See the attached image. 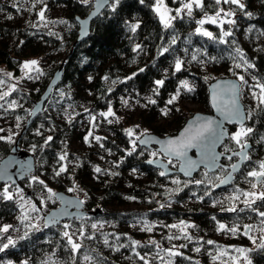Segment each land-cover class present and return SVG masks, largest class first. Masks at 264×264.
<instances>
[{
    "label": "trees",
    "instance_id": "1",
    "mask_svg": "<svg viewBox=\"0 0 264 264\" xmlns=\"http://www.w3.org/2000/svg\"><path fill=\"white\" fill-rule=\"evenodd\" d=\"M28 1L25 8L21 4L13 7L14 4L0 0V68L17 78L24 76L20 66L26 58L40 56L48 61L40 68L43 75L39 79H21V86L0 100V104L4 105L0 108V117L8 119L18 132L12 135L11 142L0 140V159L12 151L18 136L26 128L20 146L33 154L36 162L34 171L19 184L0 185V191L7 186L16 197L12 201L0 199V227L15 224L20 228L17 233L10 230L5 234L4 237L11 236L16 240V244L0 252V264H8L9 261L21 264L25 260L28 264H144L140 256H144L149 264H163L154 256L149 257V253L154 251L157 243L166 244L164 237L176 224L186 226L192 237L191 241L178 240V245L191 244L192 247H182V255L174 256L171 264H211L207 249L214 243L208 244L207 241L215 242L220 232H228L218 231L219 224L228 228L237 226L245 231L246 223L255 225L264 220L258 215V211H264V202L257 201L253 205L257 211H253L243 203L237 205L236 200L225 195L229 187L235 189L236 195L242 188L249 190L257 178L248 177L247 173L259 170V162L264 161V104L252 96L253 91L260 92L254 86L264 84V0H244L245 9L241 11L237 8L238 18L231 29V36L222 37L221 28L209 24L213 38L196 33L199 27L196 21L205 12L210 15L218 9L211 1L206 0L202 10L194 8L192 17L182 13V19L174 20L172 26L165 29L152 10L154 0H144L143 3L140 0H120L115 11L112 10L114 0H111L92 22L89 36L77 43L79 24L76 16L87 15L93 1L87 4L81 3V0H43V4ZM168 1L174 5L172 0ZM45 5L46 8H61V16L50 26L41 24L38 16ZM20 9H25V17H21L23 13ZM245 12L252 15L247 16ZM137 22L140 27L133 33L128 25ZM174 38L175 44L172 43ZM137 44L140 49L133 51ZM236 48H240L244 58L255 65L249 69L256 79H247V84H242V99L247 108L244 126L253 129L246 138L251 144L247 155L250 159L245 160L229 186L216 188L228 171L224 167L215 172L201 169L194 178H186L177 172L161 176V169L146 162L159 155L155 147L136 143L135 151L128 154L132 148V137L125 130L129 126L136 130L150 129L161 136L174 134L195 112L179 105L181 100L186 99L198 102L199 111L211 112L208 85L219 76H237L235 64L243 61L239 57L233 59ZM193 55L197 56V60H192ZM177 60L182 62L180 71L175 70ZM60 66L63 68L61 81L53 89L43 110L26 127L34 102L40 98ZM156 80H164L158 94ZM182 80H186L193 91L184 89L180 84ZM178 88V99L168 105L167 101ZM147 97L156 100V103L148 104ZM125 100L138 101L142 107L135 109L128 122L108 123L109 116L101 113H106L109 107L113 112V109H122ZM13 101L16 107L9 108ZM164 108L171 109L175 117L170 122L159 123L161 109ZM181 111L186 112V117L180 115ZM97 122L103 127L106 125L114 134H96L94 125ZM18 123L20 127H16ZM237 128L240 126L230 127V136L220 148L222 152L232 153L240 149L230 139ZM89 131L92 135L86 143L84 137ZM9 135L0 132V136ZM49 136L52 140L46 144ZM96 136L101 140L96 141ZM78 142L79 146L76 145ZM154 152L156 156L152 155ZM64 154H67L66 159L60 161L59 157ZM235 159L223 158V163L231 164ZM61 165H65L67 171L57 177L54 173ZM177 165V161L171 160L172 167ZM96 166L101 168V173L94 171ZM32 176L43 180L48 187L56 186L57 191L80 195L85 208H101L100 215L66 220L71 226H77L74 241L81 245L77 251L71 250L67 238L59 229L60 223L45 228L43 221H34L36 217L32 212L31 219L25 223L39 224V230L26 229L19 222L21 210L17 201L20 195L25 199L31 198L37 207L47 212L58 205L55 199L46 200L47 191L42 185L32 182ZM196 180L204 183L198 185L194 183ZM70 188L74 190L69 191ZM177 188L181 191L177 192ZM260 188L264 191V184ZM206 192L210 195H205ZM41 198L45 199L43 205ZM134 200L147 207L137 210L108 209L111 205L124 206ZM231 207L238 210L222 211ZM97 219L111 221L113 227L92 229L91 224ZM137 222H140L139 225H136ZM146 226L152 230H144ZM81 227L84 229L83 236L79 232ZM25 231L28 236L20 239ZM230 239L238 246L250 244L247 260L251 264H264V248L258 246L262 240L252 246L250 238L239 230ZM132 241L139 243L133 245ZM3 243H7L6 238H0V245ZM197 247L199 252L194 251ZM85 256L90 259L85 260Z\"/></svg>",
    "mask_w": 264,
    "mask_h": 264
},
{
    "label": "snow or ice",
    "instance_id": "2",
    "mask_svg": "<svg viewBox=\"0 0 264 264\" xmlns=\"http://www.w3.org/2000/svg\"><path fill=\"white\" fill-rule=\"evenodd\" d=\"M36 3H41L43 4V0H35ZM105 2H107V0H105ZM144 0H140V3H143ZM174 3L179 2L180 3V7L175 9V15H172V9L168 7V5L165 3V0H154V4L152 6V10L154 11V13L156 14V16L158 17L160 23L163 25V27L165 29H168L172 26V22L178 18L182 19V13H186V15L188 17H192L193 15V8L195 6V8L197 9H203L204 8V0H173ZM224 4H231V5H236L237 8L241 11H243L245 9V4L241 2V0H213V4L215 6H219L221 3ZM81 3L83 4H87L89 3V0H81ZM120 0H114L113 4H112V10L115 11V8L117 5H119ZM13 7H16V5L14 4ZM33 7H35V4H33ZM46 8V5L44 6V8H41V10L38 13V16L41 20H44V10ZM93 15H95V13H93ZM245 15L247 16H251L252 13L250 12H245ZM235 16V11L234 10H228L225 11L223 8H218L214 14L209 15L207 12L204 13V16L197 20L196 23L198 25H200L201 27H197L196 28V33H199L205 37H209V38H213V33L204 29L202 26L205 23H211L213 25H218L221 27V32H222V37H228L232 35V32L229 30H223V25L225 23L227 24H231L234 25L235 24V20L234 19H224L225 17H234ZM9 19H11V17H8ZM61 23H65V21H60ZM129 29L131 32L135 33L136 30L140 27L139 22L137 23H133V24H129L128 25ZM172 43L175 44L176 40L175 38L172 40ZM140 45L137 44L135 46V48L133 49V51H136L137 49H140ZM163 51H168V49H163ZM236 57H239L243 63H236L235 67L236 68H240V67H245V70H247L248 68H254L255 65L249 63L245 58H244V53L240 48H236L235 49V56L233 57V59H235ZM215 59V58H212ZM192 60L195 61L197 60V56L193 55L192 56ZM39 65V61L38 60H30V61H24L20 68L21 71L24 73V76L21 77L20 79H39L40 75H43L42 70L38 67ZM182 68V62L180 60H177L175 62V70L176 71H180ZM232 69H230L231 71ZM35 71L36 73H38V75L33 76L31 75V73ZM142 71V70H141ZM0 72H2V70H0ZM235 74V73H234ZM5 76H7L8 78H12V73H5ZM135 75V73L133 74ZM131 77H129L128 79H130ZM105 79H107V77H105ZM237 79L244 83L247 84V81H245V78L243 75H240L237 77ZM253 79H256V77H253ZM7 81L4 80L3 78H0V85L5 84ZM164 84V80H156L155 81V85L157 86V94H158V88L162 87ZM181 86L186 89L187 91L191 92L193 91V89L191 87H189V84L186 80H182L180 81ZM255 88H259L260 92L259 94H257L255 91L252 92V96L253 98H258L260 101V104H264V84L262 83H257L255 86ZM239 88L240 85H238L236 82L233 81H229L226 82L225 86L223 89H221V91L223 92H228L230 94V102H229V107L227 109V111L224 112V118L229 120V121H236L240 124V128L231 135L230 139L234 140L236 142V144L240 147L241 151L240 152H233L231 156H228L227 159L228 160H232L233 156H239L241 161L244 160H248L250 159V157H248L245 153H244V149H246L248 147L247 144V137L250 133L253 132V129L250 127H245L244 126V119L245 116L242 114L241 112V108L237 103L236 100V96L239 92ZM17 90V86L15 84L11 85L8 91H4L2 93H0V100H4L6 97H8L13 91ZM180 95V89L178 88L176 91V94L173 95L168 101L167 104L171 105L174 103V101H176L178 99ZM218 93L214 90L212 93V98H213V106L217 107L216 105V98H217ZM148 104H155L156 100L152 99L151 97H147L146 98ZM123 103L125 105H127V101H123ZM143 106H147V105H143ZM4 105L0 104V108H3ZM9 108H14L16 107L15 102L13 101L11 104L8 105ZM85 111L87 112L88 110L85 109ZM169 112V109L164 108L161 109V113L164 116H167ZM31 115H34L35 113H30ZM101 115L108 117V116H115V113L112 111V108L109 107L108 111L106 113H101ZM93 120L95 119L94 117L92 118ZM119 118H117L118 120ZM17 120H20V117H17ZM203 122L201 123L200 121ZM112 120H109L108 123H112ZM16 127H20L19 123L16 125ZM136 127H139L138 125ZM4 131L3 129H0V132ZM126 134L129 137H133L135 134V130L133 128H129L126 129ZM147 133V130H145L144 132L140 133L139 136L136 137V139L131 140V144H132V148L131 150L128 152L129 155L132 154V152L135 151L136 149V143L137 140H139V143L141 144H147L150 142V139H142L141 137L145 136ZM92 133L91 131H89V134L87 136L84 137L85 142H89V136H91ZM224 133L222 131H220L218 129L217 126L214 125V121H212L211 119H204L200 116H196L194 121H190L188 126L185 127L177 137L175 138H169L167 140H157L155 141L156 143H159L163 146V152L164 154L169 158V163H171V158L175 157L176 159L182 161V163L180 164V171L183 172L186 176H191L192 171L197 168L200 164H205L207 161L208 165H211L212 167H215V161L218 158V155H223V153L221 154H215V146L216 143L219 142V140L223 137ZM96 141H100L101 137L96 136L94 137ZM0 140H8V141H12V135H9L7 137L5 136H0ZM52 140V137L49 136L47 137V140L45 141V143L47 144L48 141ZM35 148V146H34ZM200 149L202 151V158L200 161H196V160H192L191 158L188 157V151L189 149ZM226 151H228L226 149ZM66 155H61L59 157L60 161H63L66 159ZM153 156H156V153H152ZM155 161H149V163H154ZM207 166V165H206ZM22 168L24 167L23 165L21 166ZM232 171H236L238 169V165L237 164H232L231 165ZM67 171V167L65 165H61L59 167L58 170L55 171V176H60L61 173H64ZM94 171L96 173H101V168L99 166H96ZM135 171V170H133ZM23 174V173H22ZM112 175H115L116 173H111ZM166 171L165 172H161L160 175L164 176L166 175ZM248 177H254V178H258V183L259 184H264V161L259 162V171L257 170H252L249 171L247 173ZM7 177L9 180H11V176L8 175L7 173V169H3L0 170V178H5ZM231 178V173H229V179ZM32 182L38 183L39 185L43 186V189L47 191L48 196L47 199L51 200L53 199V197H56L58 199H62L61 197L57 196V193H55L53 191L52 188L48 187L45 182L41 179H39L36 176H32L30 177ZM173 183H179V181H173ZM194 183L196 184H202L204 183L203 181L200 180H196L194 181ZM224 183H228V180H221V184ZM258 183H251V187L253 189H256L258 187ZM218 186V185H217ZM74 189H69V191H73ZM17 191H22L20 189H17ZM177 192L181 191V189L177 188L176 189ZM205 195H210V193H205ZM243 195L245 197V199L243 200V204L252 209L253 211H257V209L253 208V205L256 204L257 201H262L264 202V191H248V192H243ZM0 199H3L5 201H12L14 199H16V197H14L13 193L10 191L9 187L5 186L3 188L2 191H0ZM128 199H135L134 197H128ZM200 199H203V197H200ZM234 199H239V196H235ZM19 203V207L21 210V215L18 217L19 222L24 225V227L26 229H31V230H39L40 225L36 224V223H30V224H26L25 221H28L31 219L30 217V212L32 213H39L41 211V208L37 207V205L35 203H33L31 201V198L25 199V197L23 195H20L18 198ZM40 203L43 205L45 203V199L41 198L40 199ZM79 203H83V201H80ZM214 203H219V202H214ZM161 207H164V205H161ZM238 209L236 207H231V208H227V209H222V211H229V212H236ZM240 211H243V209H240ZM71 214H69L66 210L60 213H53L51 216H47L44 218V224L43 227L47 228L49 227V225H55L59 223V217L60 216H69ZM258 215L260 217H264V211H258ZM77 218H81L77 217ZM36 219H40L39 216L36 217ZM213 219H215V217H213ZM184 222L182 221L181 224H183ZM262 225H264V220L261 221ZM194 227V225H191ZM70 227L69 224H64L63 228L65 229L62 233V235L64 237L67 238V242L68 244L71 246V250L73 252L77 251L78 249L81 248V245L77 242H75L73 240V235L70 234V232L67 230ZM102 227V225H101ZM171 227L176 228L179 227V225H172ZM13 226L12 225H8L5 224L2 227H0V238H6L7 239V243H3L2 245H0V252H4L6 249H8L10 246L14 247L16 244V240H14L11 236H7L4 237L5 233H8L10 229H12ZM91 228L92 229H97V224L93 223L91 224ZM252 228V225H245V232L244 235H248L249 232L248 230ZM147 231H151V227H147L144 229ZM226 230L228 232H231L233 235H235L237 233V231L239 230L237 226H233L231 228H228L227 225L225 224H219L218 226V231H223ZM261 232H264V227H262ZM181 231H184V229H181ZM80 232V236L84 235V229L83 227H81V229L79 230ZM28 236V232L25 231L24 236L20 237V239H24ZM92 238V237H89ZM180 239L179 236L176 237H172L169 236L168 239ZM185 239L191 241L192 237L189 235H185L184 236ZM250 239H253V243H255V239L252 238L251 236L249 237ZM262 243L259 244L258 246L261 248H264V236L261 237ZM105 244L108 243L107 239H105L104 241ZM138 241H132V244H138ZM152 243L155 244V242L153 241ZM208 244H213V241H207ZM187 245H181V247H186ZM157 247H159V245H157ZM175 245L173 246V248H169L163 251H166L169 257H174V256H178V255H182L180 252L178 251H174ZM118 250V249H117ZM194 251L199 252L200 248L197 247L194 249ZM237 252H239L242 256H244V259L247 261V264H251V261L247 260V256L245 255L246 252L251 251V249H244V248H238L236 249ZM224 254V253H221ZM137 255L139 256V253H137ZM214 259L218 258V257H213ZM85 259H90L89 257H85ZM140 259L144 261V264H149V261L144 257V256H140ZM161 259H163L161 257ZM190 259V258H189ZM233 259L235 260L236 258L233 257ZM8 264H11V262L9 261ZM21 264H28V261H22ZM43 264H47V262H43ZM170 264V261H169ZM198 264V262H197Z\"/></svg>",
    "mask_w": 264,
    "mask_h": 264
},
{
    "label": "water",
    "instance_id": "3",
    "mask_svg": "<svg viewBox=\"0 0 264 264\" xmlns=\"http://www.w3.org/2000/svg\"><path fill=\"white\" fill-rule=\"evenodd\" d=\"M111 0H93V6L90 10V12L85 16H76V21L79 24V30H78V37L76 39V43L87 38L91 31V25L92 22L103 12V10L109 5ZM95 13V15H93ZM63 74V68L60 66L55 73L53 74L52 78L50 79L47 87L45 88L44 92L41 94L40 98L34 102V105L32 107V112L35 113L34 115H31L26 127L31 123L32 119L40 113L46 102L48 101L49 97L52 94L53 89L59 84L61 81ZM233 81L236 82L238 85H240L239 92L236 96V100L238 105L241 108L242 114L245 116V119L243 121L244 125L247 121V108L246 105L242 99V82H240L237 77L235 76H219L212 80L208 85V91H209V100L211 104V112H205V111H195L192 115H190L184 125L174 134H167L164 136H161L154 132H147L145 136L141 137L142 139H150V142L147 144H141L139 143V140H137L138 144L140 146L144 147H155L156 150L160 153V155L149 158L146 162L147 164L156 167L158 169H161L163 172L166 171V175H170L172 173H179L183 175L186 178H194V176L201 170L205 169L208 172H215L220 167L227 168V173L223 176L221 180H228V183L221 184V180L217 183L216 188H222L229 186L235 178V175L241 170L244 161H241L239 156H233L236 157V159L231 164H224L223 158H227L228 156H231L232 153H226L221 151V146L224 144V142L229 138L230 136V127L232 125L240 126V124L236 121H229L224 118V112L227 111L229 107L230 102V94L228 92H223L221 89L224 88L226 82ZM216 91L218 93L216 98V105L217 107L213 106V98L212 93L213 91ZM196 116H200L204 119H211L214 121V125L218 127L220 131L224 133L223 137L219 140L218 143H216L215 146V154H221L218 155V158L215 161V167H212L211 165L207 164V161L205 164H200L197 168H195L192 171L191 176H186L183 172H181L180 164L182 161L176 159L175 157H172L171 160H175L178 162L177 167H172L171 163H169V158L164 154L163 152V146L159 143H156L157 140H167L169 138H175L179 135V133L188 126L190 121H194ZM201 123L203 122L200 121ZM26 129V128H25ZM25 129L21 132V134L18 136L17 140L15 141V144L12 148V151L4 156L2 159H0V170L7 169V173L9 176H11V180H9L7 177L0 178V185L3 183H10V184H19L23 179H25L29 174H31L36 166L35 162V156L33 154H29L26 152L22 147L20 146V139L25 132ZM248 147L244 149V153L248 155L249 149L251 147V144L248 142ZM241 149L235 151L240 152ZM188 157L192 160L200 161L202 158V151L200 149H189L188 151ZM149 161H155L154 163H149ZM237 164L238 169L236 171H232L231 165ZM24 166L23 168L21 166ZM207 165V166H206ZM23 173V174H22ZM229 173H231V178L229 179ZM258 180V178H257ZM57 196L61 197L62 199H59L60 203L49 210L45 217L51 216L53 213H60L63 211H67L69 216H60L59 217V223L62 221L80 217V216H86V215H100L102 213V210L100 207H96L95 209H88L85 208V202L83 199L75 194H70L64 191H57ZM80 201H83V203H79ZM58 223V224H59ZM57 225V224H55ZM54 226V225H49Z\"/></svg>",
    "mask_w": 264,
    "mask_h": 264
},
{
    "label": "rangeland",
    "instance_id": "4",
    "mask_svg": "<svg viewBox=\"0 0 264 264\" xmlns=\"http://www.w3.org/2000/svg\"><path fill=\"white\" fill-rule=\"evenodd\" d=\"M8 1L10 4H15V5H23L25 6V8L28 6L29 4V1L28 0H6ZM93 0H89V2H91ZM173 1V0H172ZM205 1L204 0V4H205ZM208 1H211L213 2V0H208ZM242 3H244V0H241ZM165 3L168 5L169 8H171L173 11H172V15H175V9L180 7V3L179 2H176L178 5H174L172 3H170L168 0H165ZM195 8V6H194ZM193 8V9H194ZM218 8H223L225 11H228V10H234L235 11V16L234 17H225L224 19H234L235 22L237 21V18H238V9H237V6L236 5H231V4H224L223 2L218 6ZM25 9H20L19 11L22 12L23 14L21 15V17H25L26 16V11H24ZM61 13V8H56V9H53V8H45L44 10V17L45 19L44 20H40V23L43 24L44 26H50V25H53L54 24V21L56 18L60 17ZM214 14V13H212ZM210 14V15H212ZM209 24L211 23H205L202 27L208 31H210V28L209 27ZM218 26V25H216ZM199 27H201L199 25ZM220 27V26H219ZM228 27V28H227ZM233 25L231 24H227L225 23L223 25V30H229L231 31ZM221 28V27H220ZM244 43H246L244 41ZM30 60H38L39 61V65L38 67L41 68L43 64H46L48 61L47 60H42V58L40 56H31L29 58H26L24 61H30ZM23 61V62H24ZM238 63H241L242 62H238ZM0 70H2L0 68ZM35 71H33L31 73V75L33 76H36L37 74L34 73ZM5 73H9L7 72L6 70H2V72L0 73V78H3L4 80H6L7 82L3 85H0V93L1 92H4V91H8L10 86L15 84L17 87L20 85L21 86V83L23 81H21V77H13L12 78H8L7 76H5L4 74ZM24 75V73H23ZM236 77L240 76V75H243L245 80L247 79H253V74H252V71L248 68L247 70H245V67H240L238 68V71L236 72ZM27 80H33V79H27ZM243 84V83H242ZM19 86V87H20ZM23 86V85H22ZM142 103H139L138 101L136 102H128L127 105H123V108L120 109V110H116V109H113L114 110V113H115V116H109L108 119H107V122L109 120H112L113 123H118V124H123L125 122H128L130 119H131V116L134 115L133 113L135 112V109L136 108H141ZM179 105H181L184 109H189V110H192V111H199L200 109V104L198 102H195V101H192V100H181V102H179ZM181 116L183 117H186V112L185 111H181L180 113ZM175 117V113L169 109V112H168V115L167 116H164L162 113L159 117V123H167V122H170L169 120L173 119ZM117 118H119L117 120ZM167 125V124H166ZM129 128H131L129 126ZM0 129H3L4 131H2L1 133H3L4 135L5 134H10V135H17L18 132L12 127L10 121H8V119H6L4 116L0 117ZM94 129H95V132L97 131L96 134L99 135V132L103 134H110V135H113L114 133H112L110 130H108L107 126L105 125L104 127L101 126V123L97 122L95 123L94 125ZM135 130V134L133 137H132V140L133 139H136L137 136H139L140 133L144 132L145 130H147V132H154L153 130H150V129H143V130H139V128H133ZM239 128H237L233 133H235ZM138 143V142H137ZM76 145L79 146V142L76 143ZM158 154L160 155V153L158 152ZM108 165V164H107ZM259 171V170H257ZM264 179V178H262ZM254 183H258V180L256 179L254 181ZM260 185L258 183V187L256 189H253L250 185V189L249 190H244V188H242V191L236 195L235 194V189L234 188H231L229 187V189L225 192V195H228L232 198V200H236L237 202V205L238 204H241L243 203V200L245 199L244 195H243V192H248V191H263L261 188H260ZM50 188L53 189V191L56 193L57 192V187L56 186H50ZM76 195V194H75ZM234 195L236 196H239V199H234ZM80 196V195H78ZM81 197V196H80ZM82 198V197H81ZM56 200L58 201V204L60 203L59 199L56 198V197H53V199L51 200H48L46 198L47 201H52V200ZM147 205L146 204H140L139 201L137 200H134L132 202H129L127 205H124V206H119V205H111L108 207V209H112V208H115V209H118V210H137V209H141V208H146ZM44 208V207H43ZM46 212L44 209H42L39 213H33V217H37L39 216L40 219H36L35 218V222H41L43 221L44 222V218H45V215H46ZM92 223H95L97 224V229H110L113 227V222L111 221H107V220H102V219H97V220H94ZM138 224L136 225H139L140 222H137ZM61 225H59V229L61 231H64L65 229L63 228V225L64 224H69L70 223L68 221H62V223H60ZM9 225V224H8ZM13 226L12 229H10L11 231H13L14 233H17L19 232V226L18 225H15V224H11ZM102 225V227H101ZM177 225V224H176ZM245 225H252V228L248 230L249 234L246 235L248 237H252L255 239V243H253V239H250L252 241V246H255L257 243V241H260L261 240V237L264 236V232H261V228L264 227V225H262L261 222L257 223L254 225V223H246ZM244 225V227H245ZM77 229V226L74 225V226H71L67 229L70 234L73 235V240H74V234H75V231ZM172 230H170V233H168L164 239L166 240V244L164 243H157V245H159V247H155L154 251H152L151 253H149V257L151 256H154L155 258L154 259H157L159 262L163 263V264H169V261H170V264H171V261L173 260L174 257H169L167 252L166 251H163V250H166V249H169V248H173V246L175 245V248H174V251H178V252H182L181 250V246L178 245V240L180 239H185L184 236L187 234L190 236V233L187 232L186 230V226L185 227H182V225H179V227H176V228H171ZM181 229H184V231H181ZM9 230V231H10ZM243 234H244V230H240ZM238 232V231H237ZM6 234V233H5ZM4 234V236H5ZM229 232H220L219 235H217L215 237V242L213 245H211L210 249L208 250L207 249V252L209 253L210 255V263L211 264H246V260L244 259V256H242L239 252L236 251V249L238 248H244V249H249L250 248V244L249 245H235L233 244L232 242H230V238L232 237H235V235H233L232 233L228 236ZM169 236H172V237H176V236H179L180 239H171L169 240L168 237ZM234 239V238H233ZM192 247L191 244L188 245L186 248H189ZM221 253H224V254H221ZM247 253H245V255L247 256ZM85 257H88V256H85ZM84 257V259H85ZM161 257L163 259H161ZM213 257H218L216 259H214ZM233 257H235L236 259L234 260ZM248 257V256H247ZM86 260V259H85Z\"/></svg>",
    "mask_w": 264,
    "mask_h": 264
}]
</instances>
